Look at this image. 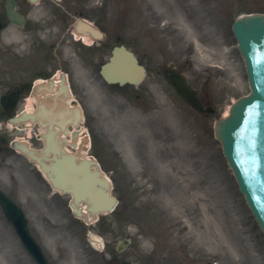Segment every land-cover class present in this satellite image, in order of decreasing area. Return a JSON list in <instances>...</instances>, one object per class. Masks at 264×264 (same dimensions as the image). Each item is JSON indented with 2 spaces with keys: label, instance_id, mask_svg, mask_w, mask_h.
<instances>
[{
  "label": "rangeland",
  "instance_id": "1",
  "mask_svg": "<svg viewBox=\"0 0 264 264\" xmlns=\"http://www.w3.org/2000/svg\"><path fill=\"white\" fill-rule=\"evenodd\" d=\"M99 2L111 6L115 26L121 29L123 0L96 1ZM148 3L158 10L162 22L173 20L172 0ZM224 8L212 11L200 24L203 26L191 22L184 31L180 29L186 25L184 22L172 27L161 23L160 29L153 28L149 21L144 23L142 51L151 54V73L138 91L124 89L125 99L117 87L107 85L96 72L72 77L75 98L86 114L81 127L89 130L94 140L95 149L89 154L102 160L120 199L118 211L101 218L103 229L97 223L89 227L81 220L70 223L69 216L65 218L64 210L58 209L56 199L51 198L41 174L25 158L14 155L6 162L0 158L1 186L22 203L34 232L55 257L66 264H107V250L131 239L123 258L132 264L197 260L207 264L215 257L221 258L220 264H264V239L255 229L214 137L217 119L225 115L235 99L249 93L245 66L231 32L233 21L250 9L249 0H225ZM174 11L177 18L179 12ZM213 19H221L222 27L207 26ZM18 46V51L25 53V45ZM5 47L9 48L7 44ZM165 50L173 57L169 61L180 65L215 105V114L204 118L189 109L155 74V58ZM6 67L0 96L11 87V71L9 65ZM20 74L13 75L18 83L29 79L27 68ZM137 94L147 99L143 113L132 108L138 102ZM27 106L23 101L19 112ZM124 117H132L128 120L131 126L123 127ZM33 132L17 131L9 127L6 119H0V136H5L7 142L26 139L40 147V142L28 138ZM132 136L139 142L129 147ZM127 156L135 161L132 170ZM181 236L185 242L182 246ZM88 246L91 251L87 257L84 248ZM63 250L73 254L77 262H69ZM0 264H34L1 208Z\"/></svg>",
  "mask_w": 264,
  "mask_h": 264
},
{
  "label": "water",
  "instance_id": "2",
  "mask_svg": "<svg viewBox=\"0 0 264 264\" xmlns=\"http://www.w3.org/2000/svg\"><path fill=\"white\" fill-rule=\"evenodd\" d=\"M235 31L248 61L252 83L255 84L254 94L242 100L232 110L229 118L217 123L216 135L226 149L244 191L250 201L256 204L264 220V16L239 20L235 25ZM103 74L109 82L124 83L128 80L136 84H139L144 76L143 69L138 66L134 55L120 52H115L112 63L105 67ZM170 85L182 99L199 111H203L197 93L186 84L185 79L176 76ZM79 119L78 111L75 124H78ZM40 123L46 126L41 120ZM53 123L49 124L50 131L53 130ZM57 124L64 133H68L65 123ZM45 139L48 147L45 151L37 153L27 147L23 148V151L41 165L54 186L74 193L75 206L80 200L86 201L92 214L111 211L116 200L111 197L110 182L103 177L97 162L82 161L78 165L79 158L67 154L60 142L52 141L50 134L45 135ZM51 149L55 150L54 154L50 153ZM57 153L62 159H58ZM44 160H51L52 165H46ZM90 164L97 170L91 172L87 168ZM49 171H52L51 174ZM1 199L25 244L33 253L38 251L30 231L27 230L22 212L12 201L3 197L0 191Z\"/></svg>",
  "mask_w": 264,
  "mask_h": 264
},
{
  "label": "flooded vegetation",
  "instance_id": "3",
  "mask_svg": "<svg viewBox=\"0 0 264 264\" xmlns=\"http://www.w3.org/2000/svg\"><path fill=\"white\" fill-rule=\"evenodd\" d=\"M8 0H0V34L10 25L7 19L5 5ZM15 2L16 9L26 18V31L30 44L27 62H35L37 65L38 75H48L55 73L58 66L64 68L65 62L58 52L57 59L51 53L55 45L58 48L64 43L71 42L72 38L69 32L72 31L70 26H73L77 20V16L90 17L92 20V11H88L87 7H82L77 0H12ZM36 1V2H33ZM49 33V35H47ZM44 38L50 39L48 44L44 42ZM78 58L80 53L84 54L82 59L86 57L92 58V47L79 46L76 48ZM27 63V64H28ZM92 66V63H89ZM68 67L71 63L67 64ZM50 67L54 70L51 71ZM30 83L25 84L21 88L12 89V98H9V103L17 104L24 97V93L29 90ZM16 92V93H15ZM2 102V101H1ZM4 104V103H3ZM10 112H14L12 108Z\"/></svg>",
  "mask_w": 264,
  "mask_h": 264
},
{
  "label": "bare ground",
  "instance_id": "4",
  "mask_svg": "<svg viewBox=\"0 0 264 264\" xmlns=\"http://www.w3.org/2000/svg\"><path fill=\"white\" fill-rule=\"evenodd\" d=\"M37 99L40 100V98H37ZM31 104H32V103H29V104H28V108H29V110H30V109H33L32 106H31ZM228 113H229V112L227 111L225 115L227 116Z\"/></svg>",
  "mask_w": 264,
  "mask_h": 264
}]
</instances>
